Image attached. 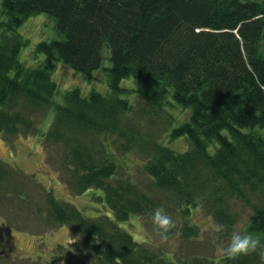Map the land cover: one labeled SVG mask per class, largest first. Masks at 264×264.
I'll return each instance as SVG.
<instances>
[{"label": "trees", "instance_id": "obj_1", "mask_svg": "<svg viewBox=\"0 0 264 264\" xmlns=\"http://www.w3.org/2000/svg\"><path fill=\"white\" fill-rule=\"evenodd\" d=\"M41 14L57 39L36 46L44 59L31 68L19 58L28 43L18 29ZM59 63L89 83L103 70L110 94L72 90L57 102ZM130 78L135 90L121 87ZM42 110L55 113L47 133L35 127ZM174 113L183 121L169 131L180 121ZM161 121L164 136L183 139L187 150H172L154 134ZM35 131L64 146L79 195L103 193L112 217L88 218L47 192V216L71 227L92 264H264L257 252L175 257L122 228L163 207L175 225L168 240L199 238L190 218L198 211L222 224L225 237L239 221V202L250 209L244 231L264 239V0H1L0 133ZM131 151L148 185L119 176L118 157ZM12 170L0 161V199L13 188Z\"/></svg>", "mask_w": 264, "mask_h": 264}, {"label": "rangeland", "instance_id": "obj_2", "mask_svg": "<svg viewBox=\"0 0 264 264\" xmlns=\"http://www.w3.org/2000/svg\"><path fill=\"white\" fill-rule=\"evenodd\" d=\"M18 32L28 43L20 51V60L28 67H37L44 56L39 54L36 57V46L43 41L57 39L53 21L47 15H37L28 19ZM108 56L106 53V57ZM104 67H110L108 60L105 61ZM68 69L59 63L57 72L52 75L59 89L55 99L57 102L63 103L65 92L72 90H79L83 97H88L92 91L110 94L103 70L96 72L95 80L89 83L83 80L80 73ZM121 87L135 90L137 85L135 80L130 78L123 80ZM124 98L133 100V96ZM170 100L173 101L172 97ZM44 111H38L34 116L35 127L40 132L47 133L54 121L55 113L50 110L46 115ZM174 111L181 119L187 116V113ZM189 111L191 114V110ZM176 113L174 114L178 117ZM179 117V123H174L169 131L183 121ZM163 124V121L158 122L154 134L159 130L161 141L172 150L177 152L187 150L189 145L183 139L172 141L164 136L161 129L164 127ZM112 147L113 150L117 149L116 146ZM64 151L62 144H48L37 136L36 131L29 135L24 132L19 135L0 133V161L13 169L11 181L13 188L6 194L2 192L4 197L0 199V264H64L69 260L80 262L86 258L81 253L82 249L71 227L58 225L47 216L48 191H52L60 202L74 205L88 218L101 215L112 217L110 210L100 199L103 198L102 191L92 189L81 195L76 192L71 170L63 163ZM210 151L214 152V147H211ZM118 159L121 162L119 176H130L136 182L148 185L150 179L145 174L140 163L141 157L136 151L120 153ZM21 192L27 197L19 196ZM234 210L239 216V221L231 233L243 232L250 209L236 202ZM190 218L196 226L201 227L199 238L190 242L183 240L179 233L173 239L162 241L150 218L132 216L128 222L122 224V228L137 242L141 243L148 238L152 244L168 250L175 257L196 254H213L220 257L226 254L222 248L227 246L231 233L224 237L226 231L217 230L211 217L203 212L193 213ZM180 224L182 225V220ZM85 262L92 264L89 257Z\"/></svg>", "mask_w": 264, "mask_h": 264}, {"label": "clouds", "instance_id": "obj_3", "mask_svg": "<svg viewBox=\"0 0 264 264\" xmlns=\"http://www.w3.org/2000/svg\"><path fill=\"white\" fill-rule=\"evenodd\" d=\"M151 220L155 230L162 241L169 239L170 230L175 227L172 217L163 207H156L152 211ZM222 224L216 225L217 230L223 229ZM222 251L231 257L247 255L257 252L264 260V239L250 231H234L230 235V240Z\"/></svg>", "mask_w": 264, "mask_h": 264}]
</instances>
